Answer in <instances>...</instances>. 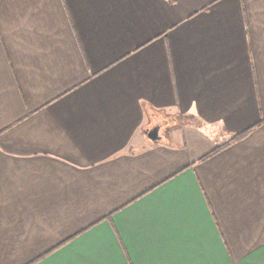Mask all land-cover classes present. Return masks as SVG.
<instances>
[{
  "label": "crops",
  "instance_id": "1",
  "mask_svg": "<svg viewBox=\"0 0 264 264\" xmlns=\"http://www.w3.org/2000/svg\"><path fill=\"white\" fill-rule=\"evenodd\" d=\"M263 119L264 0H0V264H264Z\"/></svg>",
  "mask_w": 264,
  "mask_h": 264
},
{
  "label": "trees",
  "instance_id": "2",
  "mask_svg": "<svg viewBox=\"0 0 264 264\" xmlns=\"http://www.w3.org/2000/svg\"><path fill=\"white\" fill-rule=\"evenodd\" d=\"M183 118H184V119H182V120H187V119H188V117H187V118H186V117H183ZM263 124H264V119L261 121V123H260L259 125H257V126H255V127L251 128V129H248V130H246V131H244V132H242V133L235 134V135H234L229 141H227V142H225V143H223V144L217 146V147H216L213 151H211L208 155L204 156L203 159L209 158V157H211V156L217 154L218 152H220V151H222V150L228 148L232 143H235V142H238V141H241V140L245 139V138H246V137H247L252 131H254L256 128L262 126ZM69 241H70V240H67V241L63 242L62 244H60L59 246H57L56 248H54V250H56V249H58V248H61L62 246H64V245H65L66 243H68ZM54 250H52V251H54ZM52 251H51V252H52ZM47 254H49V253H47ZM45 256H46V255H43V256L37 258L36 260L32 261V262L29 263V264H34V263L40 261L41 259H43Z\"/></svg>",
  "mask_w": 264,
  "mask_h": 264
},
{
  "label": "water",
  "instance_id": "3",
  "mask_svg": "<svg viewBox=\"0 0 264 264\" xmlns=\"http://www.w3.org/2000/svg\"><path fill=\"white\" fill-rule=\"evenodd\" d=\"M160 130H161L160 125L153 126L147 132L148 138L153 142L160 141L162 139V136L160 134Z\"/></svg>",
  "mask_w": 264,
  "mask_h": 264
},
{
  "label": "rangeland",
  "instance_id": "4",
  "mask_svg": "<svg viewBox=\"0 0 264 264\" xmlns=\"http://www.w3.org/2000/svg\"><path fill=\"white\" fill-rule=\"evenodd\" d=\"M180 119H184L183 117H181Z\"/></svg>",
  "mask_w": 264,
  "mask_h": 264
}]
</instances>
